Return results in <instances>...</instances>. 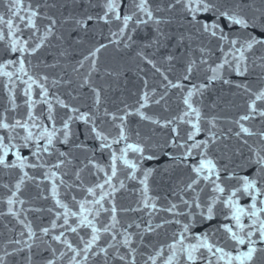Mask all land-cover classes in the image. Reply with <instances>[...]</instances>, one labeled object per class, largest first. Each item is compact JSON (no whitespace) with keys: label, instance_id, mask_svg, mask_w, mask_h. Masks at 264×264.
I'll use <instances>...</instances> for the list:
<instances>
[{"label":"snow or ice","instance_id":"obj_1","mask_svg":"<svg viewBox=\"0 0 264 264\" xmlns=\"http://www.w3.org/2000/svg\"><path fill=\"white\" fill-rule=\"evenodd\" d=\"M92 6H99L102 14L70 16L66 18L65 22L73 23L82 30H87L90 23L103 22L105 25H110L113 21L119 22L118 30L110 33L109 43H114L117 46L123 43L124 47L128 49L137 43L135 36L141 27H154V35L142 44L141 48L136 51V56L160 73L164 81H167L163 85L165 90L172 88L184 92V81L191 80L194 71L199 70V65L208 66V70L211 72V75L207 77L209 83L218 79L223 80L225 84L231 83L223 76V72L228 69L239 76L250 75V62L259 68L261 73H264V0H260L259 5L255 3V0H104L101 5ZM178 6L187 14L188 22L196 29L195 34H181L178 46L185 42H195L197 39L207 38L210 41H215L216 50L221 53V58L220 62L213 67L208 63V59L213 53L212 48L209 45H199L196 49L200 53L199 60L189 58L184 74L174 82L157 66L156 61L151 58L147 50L155 48L158 51L164 46L162 42L170 39L168 33L163 31L160 26L162 24L170 25L172 20L170 17L165 18L159 14L171 12ZM39 7L37 5L36 8H33L31 3L26 5L24 0H11L8 4L11 16L5 18L4 15H0V25L4 26L0 27V42H6V51L16 55V59H8L0 64V76L7 78L4 87L8 91L10 105V108H5L4 112L0 113V132L3 133L0 134V169L19 170L21 173L14 184L10 186L5 183L2 187L10 193L6 199L8 214L16 218L25 230L20 232V236H27V239L23 241L17 239L11 243L24 244L28 251L33 249V244L29 241H35L38 238L37 233L31 222L20 219L21 213L15 210V206L17 204L23 206L26 203L20 193L27 181H38V186L47 181L50 185V197L54 201L53 208L47 211L53 212L54 209L56 211L50 227H43L40 231L47 237L58 228L64 229L76 234L81 242L80 245L74 246L66 238L65 231L51 235V240L63 244L67 249V252L59 253L61 258L71 253L68 256V264H88L90 256L100 257L102 255L104 264H108L109 248H113L117 252L116 259L124 264H136L137 249L132 247L133 234L127 230L133 225L129 224L123 233L117 229L120 220L117 215L115 193L125 187L124 182L119 180L121 165L127 171L128 178L132 180L138 179L137 174L139 173V176L142 177L139 178V183L143 186L141 204L143 208L157 211L158 205L149 195V181L157 169L145 167L144 164L146 161H158L160 155H164L172 162V168L187 169L190 175L182 181V186L178 185L174 190L179 203L170 202L167 208L159 210L174 216L195 217L198 214L201 223L211 224L218 217H222L224 222L209 231L193 234L191 240L195 242H190L187 235L192 232V226L187 223L183 224V231L178 234V237L173 238L172 243L167 245L169 254L165 256L164 248L161 247L155 252V255L147 256L144 264H157L158 260H161L162 264H181V261L183 264H264V130L254 132L243 123L257 118L264 120V75L257 77L260 87H257L255 91L249 84L236 85L243 89L250 99L247 104V113L234 121L239 127V131L234 135L241 138L257 136L259 144L257 147H252L248 145L247 139H243V143L248 145L249 154L247 157H242L239 163L229 169L226 165L221 166L218 160L210 155L214 146L229 137L227 134L217 131V117L206 119L202 109L194 106V97L198 94L203 96V90L208 88V83L188 88L186 94L182 96V102L185 105L182 115L165 120L163 123L141 111L149 106L150 101L160 104L165 99V95H161L159 99L153 100L155 89H152L151 95L147 90L143 92L142 102H139V107L135 109V112L125 106L122 115L109 112L106 108L102 110V115H96L101 112L102 105L99 88H92L95 112L81 111L79 107L72 106L64 99L55 96L47 86L49 77L30 74L26 67V57L34 56L45 46L49 37L53 35V29L57 24V20L53 17H45L49 23L43 34L37 35L40 32L37 25V18H40L41 15ZM124 9H127V12ZM22 12L25 14L21 15ZM201 12L211 13L214 18L210 23L203 22L198 18V14ZM16 20L30 28L32 36L25 39L18 35L24 30L16 24ZM221 21L226 23L221 26ZM234 28L237 29L235 33L232 31ZM32 37H35V40L30 46ZM106 47V44H100L90 50L83 61H91L90 68L96 70L98 54ZM175 59L176 57L172 54L165 57L169 64ZM83 61H77L78 67H73L74 72H79L80 68L84 67ZM17 64L16 71L8 70ZM17 81L24 85L22 92L27 111L23 117L13 118L9 121L7 113L15 111L19 107L16 104L14 90ZM52 83L56 85L59 81L53 80ZM144 85L147 89V80L144 81ZM81 86L90 87V80L85 78ZM53 97L56 101L55 104L52 102ZM38 105L45 106L39 113L36 111ZM57 106L66 110L65 118L60 119V127H57ZM134 114L139 115L142 120L158 126L165 128L171 126V133L174 135L164 143L155 145V151L153 150L154 146L147 141L129 142L131 137L127 127V118ZM103 118L110 120L113 127L117 129L115 135L98 126L97 119L103 122ZM176 120L189 126L183 137L180 134L179 124L175 123ZM77 122L87 125L89 135L99 141L100 149L109 152V163L105 168L95 161L93 150L88 149L83 143L75 145L77 149L93 151V157H90L88 164L85 165V167L91 165L95 170L93 175L98 177L92 186L82 187V169L72 173L74 179L71 183L65 179L69 172L64 169L73 164L72 150L70 148L65 152L57 148L58 144H70L74 134L73 124ZM203 123H206L208 127H203ZM21 132L24 134L21 135ZM136 135L139 136V132ZM201 135L206 138L198 139ZM16 141L21 143L17 144ZM121 144L123 147H114ZM169 147L172 151L166 150ZM24 149H31V158L23 154ZM10 154L15 157L14 160H9ZM130 154L134 158H130ZM51 157L56 158L55 162H50ZM25 169H43L42 179L30 175ZM245 169L249 172L242 175L241 173ZM101 173L103 174L102 179L99 178ZM114 180L118 181L119 187L113 182ZM233 181L234 183H229ZM62 187L69 192L81 188L87 195L80 200H77L73 195L71 197L73 206L69 207V204L61 198L60 189ZM63 195L67 196V192ZM88 196H91L92 199H88ZM40 198L47 200L49 196L41 193ZM245 198L250 200L247 205L241 203ZM181 205L188 209L187 213L180 210ZM133 210L139 209H123V211ZM28 211L34 210L28 209ZM39 211H43V209ZM105 213L108 214V222L100 223L99 218ZM169 222L165 221V223ZM175 222L180 223L179 220ZM135 227L140 228L141 225L135 224ZM155 227H162V225L158 224ZM145 230L147 232L155 231L150 221L146 222ZM81 232H84V235H80ZM102 234L109 235L112 241H115L118 235H122V245L128 249L127 254H119V248L113 243H108L106 247L100 246ZM218 234H222L225 246L212 240V237ZM85 236L88 238L85 239ZM140 238L143 240V235ZM186 241L189 242L186 243ZM15 251L23 252L24 248H18ZM44 251H49L55 256L57 249L52 248L49 244ZM13 254L5 251L4 256H0V264H5V257ZM27 259L29 262L31 261V257ZM45 264H56V260L54 258L47 259Z\"/></svg>","mask_w":264,"mask_h":264},{"label":"water","instance_id":"obj_2","mask_svg":"<svg viewBox=\"0 0 264 264\" xmlns=\"http://www.w3.org/2000/svg\"><path fill=\"white\" fill-rule=\"evenodd\" d=\"M10 2L11 0H0V15H4L5 18L11 16L8 9ZM103 2L104 0H91V2L90 0H24L26 5L31 3L33 8H36L37 5L40 6L39 11L41 15L40 18H37V25L40 32L37 35L43 34L45 27L49 23L45 17L51 16L57 20V24L53 29V35L49 37L45 46L34 56L26 57V67L30 74L37 76L47 75L49 77L47 86L50 91L55 96L64 99L72 106L79 107L84 112L90 110L95 112L92 88H99L101 90L102 105L101 112L96 113L97 116L102 115L104 108L118 115L123 114L125 106L135 112V109L139 107V102H142L143 92L147 90L151 95L152 89H155V96L152 97L153 100L159 99L161 95H165V99L160 104H155L150 101L149 106L141 109V111L153 119L160 120L161 123L182 115V112L185 110L182 96L186 94V81H184V92L172 88L165 90L163 85L167 81H164L160 73H157L155 69L136 56V51L154 35V27H141L135 36L137 43L131 49H128L124 47L123 43L119 46L114 43H109V39L111 38L110 33L118 30L119 22L113 21L110 25H105L103 22L90 23L87 30L79 29L73 23L65 22L66 18L70 16L79 17L86 14L96 15L101 13L99 6L93 7L92 5H101ZM124 11L127 12V9H124ZM24 14V12L21 13V15ZM159 15L165 18L170 17L172 20L170 25L162 24L160 26L163 31L168 33L170 39L162 42L164 46L158 51L155 48L148 49L147 51L151 58L156 61L157 66L168 75L170 80L175 82L184 74L186 66L187 42L178 46V40L181 34L187 35V14L178 6L177 9L171 12H163ZM16 24L24 30L18 34L22 38L27 39L32 36V30L26 27L23 22L16 20ZM0 27L4 26L0 25ZM5 31H7L6 28ZM34 40L35 37H32L30 46H32V41ZM100 44H106L107 47L102 49L98 54L99 58L96 61V70H92L90 68L91 61H83V58L89 54L90 50H93ZM6 48V42H0V64L6 62L8 59H16V55L7 52ZM168 54L176 57L171 64L165 60ZM77 61H83L84 67L80 68L79 72H74L73 67H78ZM17 68L18 64L10 67L8 70L16 71ZM85 78L90 80V87L81 86ZM13 79L15 80V77ZM53 80L59 81V83L53 85ZM145 80L148 81L147 89H145L144 85ZM68 81H71V83H68ZM6 82L7 78L0 76V113H3L5 108H10L8 91L4 87ZM23 87L24 85L17 81L14 90L16 104L19 107L15 111H9L7 113L9 121L13 118H21L26 114L27 108L24 103ZM52 102L54 104L56 103L54 97ZM44 107L43 105H38L36 111L39 113L41 108ZM65 115L66 110L57 106V127H60V119L65 118ZM175 123L179 124L180 134L183 137L187 131V124L181 123L179 120H176ZM97 124L99 127L112 133V135L116 134L117 129L113 127L112 122L107 118H103V122L97 119ZM127 127L130 130L129 134L131 137L129 142L147 141L154 146V151L156 150L155 145L164 143V141L174 135L171 133V126L167 128L158 126L149 121L142 120L136 114L130 115L127 118ZM137 132H139V136L136 135ZM73 133L69 145H57L60 151L67 152L70 148L72 150L73 164L64 169V171L69 172V175L65 179L71 183L74 179L72 173L82 169V187L92 186L98 177L93 175L95 170L91 165H88V167H85V165L88 164V159L93 157L94 151L95 161L106 168L109 163V152L108 150L100 149L99 141L94 140L89 135L88 126L83 122L73 124ZM0 134L3 133L0 132ZM20 134L23 135L24 133L21 132ZM16 143L19 144L21 142L16 141ZM79 143H83L88 149L93 151L77 149L75 145ZM114 147H123V144ZM166 150L172 151L171 147ZM23 154L31 158V149H24ZM130 158H134V156L130 154ZM14 159L15 157L10 154L9 160ZM55 159V157H51L50 162H55ZM171 164L172 162L164 155H160L158 161H146L144 164L145 167L157 169L149 181V195L157 203V211H153L150 208H143L141 204V200L143 199L141 189L143 186L139 183V178H142L139 176V173L137 174L138 179L132 180L128 178L127 171L121 165L122 170L119 173V180L124 182L125 187L115 193V203L118 208L117 215L120 220L117 229L120 233H123L129 224L133 225L127 230L133 234L132 247L137 249L136 264H144L147 256L155 255V252L161 247L164 248V255H168L167 245L172 243L173 238L178 237V234L183 231V224H190V216H174L171 213L159 210L167 208L170 202L179 203V199L174 190L178 185L182 186V181L188 177L187 169L172 168ZM25 170L30 175L42 179L41 173L43 169ZM19 175H21L19 170L0 169V214H2L0 215V256H4L5 251L14 253L13 255L5 257V264H45L47 259L52 258L56 260V264H68V256L71 253L61 258L59 253L67 252V249L63 244L51 240V235L65 230L58 228L47 237L40 231L43 227H50L51 221L55 218L54 212L56 211V209L53 212L47 211L53 208L54 204V201L50 197V185L47 181L39 184V186L38 181H27L20 193L21 198L26 203L23 206L19 204L15 206V210L21 213L20 219L31 222L34 231L37 233L38 238L35 241H29V243L33 244V249L28 251L24 244L16 245L11 243V241L17 239L23 241L27 239V236H20V232L25 230L16 218L8 214L6 199L10 193L2 185L7 183L11 186L16 182ZM99 178H103L102 173ZM113 182L119 187L118 181L114 180ZM60 191L62 193L61 198L69 204V207L73 206L71 199L73 195L76 196L77 200L87 195L81 188H76L69 192L66 188L62 187ZM65 192H67V196L63 195ZM41 193L49 196V199H41ZM88 199H92V197L88 196ZM28 209H33L34 211H28ZM40 209H43V211H39ZM123 209L139 210L123 211ZM180 210L185 213L188 211L183 205H181ZM150 213L151 215H149ZM177 220L180 223H176L175 221ZM99 221L100 223L108 222V214H102ZM148 221L151 222L155 231L147 232L145 230V224ZM165 221L170 222L165 223ZM135 224H140L141 227L136 228ZM158 224L162 225V227H155ZM80 235H84V232H81ZM141 235H143V240L140 238ZM187 235L190 240V233ZM65 236L74 246L80 245L81 242L76 234L65 231ZM87 238L85 236V239ZM99 243L100 246L105 247L108 243L116 244L121 255H126L128 252V249L122 245V235H118L117 239L112 241L109 235L102 234ZM49 244L52 248L57 249L55 256L49 251H44ZM18 248H24V251H15ZM109 256L108 264H124V262L115 258L117 256L115 249L109 248ZM28 257H31L30 262L27 259ZM88 264H104V258L102 255L100 257L90 256ZM157 264H162V261L158 260ZM181 264H183V261H181Z\"/></svg>","mask_w":264,"mask_h":264}]
</instances>
